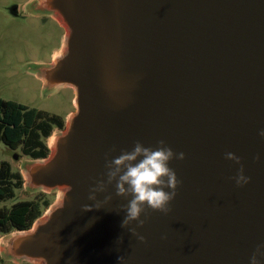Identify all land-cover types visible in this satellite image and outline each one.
<instances>
[{
  "label": "water",
  "instance_id": "water-1",
  "mask_svg": "<svg viewBox=\"0 0 264 264\" xmlns=\"http://www.w3.org/2000/svg\"><path fill=\"white\" fill-rule=\"evenodd\" d=\"M31 9L65 30L61 53L32 69L48 92L73 89L75 110L48 156L22 166L26 188L58 192V202L9 235L3 256L249 264L264 244V0H34ZM161 140L185 154L169 165L180 185L167 214L147 209L142 228L129 226L141 242L121 227L127 200L114 182L88 197L106 182L108 159ZM241 166L250 183L238 187Z\"/></svg>",
  "mask_w": 264,
  "mask_h": 264
},
{
  "label": "rangeland",
  "instance_id": "rangeland-1",
  "mask_svg": "<svg viewBox=\"0 0 264 264\" xmlns=\"http://www.w3.org/2000/svg\"><path fill=\"white\" fill-rule=\"evenodd\" d=\"M33 1L0 0V99L23 104L29 109L43 111L50 116H59L66 123L75 110L73 89L60 87L48 92L43 81L32 69L35 65L52 63L55 59L54 51L64 42L65 30L50 15L34 12L31 9ZM14 6L17 7V15L12 13ZM60 131L55 129L47 139L48 147L53 135ZM32 160L24 153L22 147L11 149L0 141V165L2 162H8L13 171L21 172L24 179L23 188L18 191L16 198L0 200V211H9L14 204L22 200L38 203L49 201L50 207L58 202V192H32L26 188L22 166ZM48 209L44 208L43 215ZM15 232L6 235L0 232V264L28 263L13 262L6 259L1 252L6 238Z\"/></svg>",
  "mask_w": 264,
  "mask_h": 264
},
{
  "label": "clouds",
  "instance_id": "clouds-1",
  "mask_svg": "<svg viewBox=\"0 0 264 264\" xmlns=\"http://www.w3.org/2000/svg\"><path fill=\"white\" fill-rule=\"evenodd\" d=\"M259 135L264 138V130H260ZM174 159L182 161L185 154L174 152L163 140L159 141L155 148L145 147L137 141L131 150L121 151L118 156L106 161V182H97L96 186L91 188L88 199L95 201L96 194L106 192V185L114 182L116 196L127 200V204L122 207L125 215L121 227L128 229L131 235L144 242L145 238L129 226L136 223L142 228V216L147 209L164 214L170 211L169 205L180 185L175 171L169 166ZM225 159L237 165L241 164L240 158L232 152H226ZM233 179L238 187L250 183V178L244 174L243 166ZM111 199L110 195L106 196L105 202ZM100 206L99 203L96 204V208ZM91 210L88 205L83 206V211ZM118 243H122V240ZM261 258H264V244L257 246L255 253L249 258V264H261ZM118 261L119 264H125L123 256L118 257Z\"/></svg>",
  "mask_w": 264,
  "mask_h": 264
},
{
  "label": "trees",
  "instance_id": "trees-1",
  "mask_svg": "<svg viewBox=\"0 0 264 264\" xmlns=\"http://www.w3.org/2000/svg\"><path fill=\"white\" fill-rule=\"evenodd\" d=\"M65 121L59 116H50L43 111L29 109L23 104L0 99V141L11 149L22 147L33 160L44 159L50 150L47 139L55 129L63 130ZM24 179L19 171H13L8 162L0 165V200L17 197L23 188ZM51 203L22 200L9 211H0V232L3 235L15 231L30 230ZM30 264V263H22Z\"/></svg>",
  "mask_w": 264,
  "mask_h": 264
},
{
  "label": "crops",
  "instance_id": "crops-1",
  "mask_svg": "<svg viewBox=\"0 0 264 264\" xmlns=\"http://www.w3.org/2000/svg\"><path fill=\"white\" fill-rule=\"evenodd\" d=\"M62 47H63V43H62V45H61V47L59 49H57V50L54 51L53 58L56 57V56H58L61 53Z\"/></svg>",
  "mask_w": 264,
  "mask_h": 264
},
{
  "label": "flooded vegetation",
  "instance_id": "flooded-vegetation-1",
  "mask_svg": "<svg viewBox=\"0 0 264 264\" xmlns=\"http://www.w3.org/2000/svg\"><path fill=\"white\" fill-rule=\"evenodd\" d=\"M16 9H17L16 6L12 7V13L16 14V13H17ZM16 15H17V14H16Z\"/></svg>",
  "mask_w": 264,
  "mask_h": 264
}]
</instances>
